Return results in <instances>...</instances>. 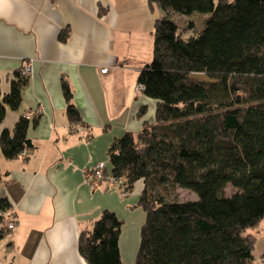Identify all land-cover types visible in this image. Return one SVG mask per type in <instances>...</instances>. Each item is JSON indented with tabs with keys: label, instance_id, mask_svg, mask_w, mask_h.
<instances>
[{
	"label": "trees",
	"instance_id": "16d2710c",
	"mask_svg": "<svg viewBox=\"0 0 264 264\" xmlns=\"http://www.w3.org/2000/svg\"><path fill=\"white\" fill-rule=\"evenodd\" d=\"M146 1L164 12L154 20L152 59L136 78L155 101V117L115 138L105 161L106 174L123 179V193L143 184L135 264H254L256 235L248 230L264 220V0ZM193 12L207 16L186 38L173 16ZM200 72L209 80L191 76ZM29 76L15 70L9 90L0 85V124L7 107L19 108ZM62 82L66 115L81 123L70 84ZM31 123L20 115L0 132L5 159L33 147ZM228 185L235 191L227 196ZM177 186L196 193L195 200L177 199ZM11 209L0 197V239L9 233L3 213ZM121 227L107 209L80 231L77 247L87 264H124Z\"/></svg>",
	"mask_w": 264,
	"mask_h": 264
},
{
	"label": "crops",
	"instance_id": "0c3cea01",
	"mask_svg": "<svg viewBox=\"0 0 264 264\" xmlns=\"http://www.w3.org/2000/svg\"><path fill=\"white\" fill-rule=\"evenodd\" d=\"M156 18L146 0H0L2 93L15 70L31 67L19 108L7 107L0 132L39 109L27 131L29 154L5 159L0 151V197H8L15 220L0 239V264H87L79 233L107 209L122 222L123 263L135 264L145 218L136 206L142 182L129 193L105 184L93 191L83 169L108 162L115 138L154 120L155 101L135 90L152 54L137 57L125 41L146 37L150 51ZM63 79L82 116L75 123L81 130H73L66 115ZM141 106L146 114L138 117ZM252 232L254 264H264V220Z\"/></svg>",
	"mask_w": 264,
	"mask_h": 264
},
{
	"label": "rangeland",
	"instance_id": "374dc122",
	"mask_svg": "<svg viewBox=\"0 0 264 264\" xmlns=\"http://www.w3.org/2000/svg\"><path fill=\"white\" fill-rule=\"evenodd\" d=\"M150 9V8H149ZM155 10L157 12V18L162 17L164 15V12H162L157 6H155ZM152 11V10H151ZM207 16V14L201 13V12H193L187 15H183L180 13H176V15L173 16V20L179 24V30L178 32L183 35V37H188L191 35H197L199 33V30H201L204 26L203 19ZM131 40L125 41V44L127 42H130V50L129 52L134 53L137 57H141L142 59H145V57L148 56V53L150 52V55L152 54V49H148V46L146 45V37L144 39H141L140 35H133L131 36ZM136 39V40H134ZM125 46V45H124ZM153 47V46H152ZM126 48V46H125ZM152 57L148 60L150 61ZM147 61H145L146 63ZM191 76L198 80H209V78L204 73H192ZM142 93V92H138ZM175 195L177 199L180 201L184 200H195L196 193L194 194L192 191L181 188V187H175ZM235 191V189L228 185V187L225 189V194L228 196L232 194ZM252 230H248V232H251ZM7 239V237H5ZM5 239V240H6ZM15 264H18V261L15 260Z\"/></svg>",
	"mask_w": 264,
	"mask_h": 264
},
{
	"label": "built area",
	"instance_id": "2783aa9c",
	"mask_svg": "<svg viewBox=\"0 0 264 264\" xmlns=\"http://www.w3.org/2000/svg\"><path fill=\"white\" fill-rule=\"evenodd\" d=\"M31 67L29 64L24 65L22 68V73L30 74ZM136 92H143V85L137 83L135 86ZM37 113H39V109H36V111H31L26 113V117L32 118L33 116H36ZM73 130H81L83 126L79 124H73ZM30 150L27 149L23 151L20 155L26 157L27 154H29ZM106 162L99 161L94 163V165L90 167L84 168V180L87 182L91 190H95L99 188L103 184H108L110 187H114L119 185L123 179L121 177L114 178L111 174H106ZM3 217L6 219L7 222V229L13 230L15 227V220L14 217L11 214V211H8L6 213H3Z\"/></svg>",
	"mask_w": 264,
	"mask_h": 264
}]
</instances>
